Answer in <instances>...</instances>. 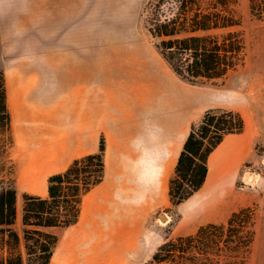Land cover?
<instances>
[{
    "label": "rangeland",
    "instance_id": "1",
    "mask_svg": "<svg viewBox=\"0 0 264 264\" xmlns=\"http://www.w3.org/2000/svg\"><path fill=\"white\" fill-rule=\"evenodd\" d=\"M148 2L0 0V68L6 74L10 110V84L16 77L26 84L30 82L29 78L35 79L33 96L42 102L46 84L49 88L56 85L58 92L53 102L61 106L67 92L70 60L95 56L101 58L102 64H111L117 71L135 60L148 61L180 89L196 93L197 113L193 123L199 122L210 108L240 111L246 119L247 132L252 134L243 160L232 171L227 169L226 174L213 171V180L225 179L221 186L206 184L200 193L182 205L172 206L167 200L164 206L150 209L138 237L134 233L128 234L126 241L131 242L129 249L132 250L147 242L148 251L143 256L133 257L134 262H130V255H127L126 264H140L148 260L167 238L193 233L209 222L226 221L232 212L247 206L255 209L257 219V236L248 264H264V20L252 15L250 0H239L238 11L247 41L244 64L224 79L192 84L172 70L157 48L156 39L146 26ZM30 64L33 66L29 68ZM131 91L134 97L146 93L136 84L132 85ZM11 100L14 102L13 98ZM25 109L24 106L16 107L12 115L14 146L11 157L15 162L14 179L18 191L14 228L20 233L23 231L24 194H47L48 177L53 171L42 169L45 159L28 165L31 158L43 157L40 153L45 149L46 128L43 127L46 119L45 108ZM38 113L42 118L39 120V138L35 135L30 140L25 132L30 134L36 129L34 125L32 128L24 127V124ZM48 123L51 124L50 120ZM251 173L257 175L254 182L248 178ZM121 226V223L114 224L115 228ZM125 226L127 231L134 227L133 224ZM54 230L59 232L61 229Z\"/></svg>",
    "mask_w": 264,
    "mask_h": 264
},
{
    "label": "crops",
    "instance_id": "2",
    "mask_svg": "<svg viewBox=\"0 0 264 264\" xmlns=\"http://www.w3.org/2000/svg\"><path fill=\"white\" fill-rule=\"evenodd\" d=\"M101 61L95 56L70 60L61 106L53 102L56 85L49 88L46 84L42 102L33 96L35 79L29 78L26 84L16 77L10 84L12 115L19 106L27 110L45 108L43 157L31 158L28 165L45 159L42 169H52L53 174L64 170L74 158L97 152L101 138L106 140L105 178L84 195L77 223L54 228H60L59 232L53 229L59 239L50 264H126L127 255L134 262L133 257L146 254L147 242L129 249L128 234L138 237L149 210L170 202V179L197 113L196 93L180 89L148 61L135 60L118 71ZM133 84L146 93L134 97ZM16 89L21 91L19 100ZM34 117L24 127H36ZM25 133L31 140L39 132ZM251 137L247 128L225 137L210 156L205 185L221 186L225 182L223 177L213 180V171L223 175L237 167ZM118 223L122 226L115 228ZM126 224L134 227L127 231Z\"/></svg>",
    "mask_w": 264,
    "mask_h": 264
},
{
    "label": "trees",
    "instance_id": "3",
    "mask_svg": "<svg viewBox=\"0 0 264 264\" xmlns=\"http://www.w3.org/2000/svg\"><path fill=\"white\" fill-rule=\"evenodd\" d=\"M239 0H149L146 26L172 70L192 84L216 82L244 64L247 41ZM254 17L264 20V0H250ZM246 119L232 108H210L192 124L170 179V202L180 205L206 183L212 152L231 133H243ZM12 113L6 74L0 68V264H50L58 235L53 229L80 219L84 195L106 174V140L97 152L74 158L48 177L46 195L26 192L23 231L14 228L18 191ZM255 209L232 212L189 234L167 238L142 264H248L257 236Z\"/></svg>",
    "mask_w": 264,
    "mask_h": 264
},
{
    "label": "bare ground",
    "instance_id": "4",
    "mask_svg": "<svg viewBox=\"0 0 264 264\" xmlns=\"http://www.w3.org/2000/svg\"><path fill=\"white\" fill-rule=\"evenodd\" d=\"M15 93H16V95H17V100H19V98H20V96H21V91H20V89H16L15 90ZM11 96H13V92H12V90L10 89V97ZM10 105L13 107V105H12V100H11V98H10ZM38 111V110H37ZM44 119V118H43ZM34 122H35V129L39 132L40 130V128H41V125H40V123H39V120H42V118H40V116H39V113H38V115L37 116H35L34 117ZM43 129H44V127H43ZM42 130V129H41ZM45 136V135H44ZM36 138H39V136L37 135L36 136ZM44 144H45V142H44ZM39 147H41V146H39ZM37 154V153H36ZM210 178H211V176H210ZM248 178L250 179V181H252V182H254L256 179H257V175H256V173H251V174H249L248 175ZM164 222H165V220H164Z\"/></svg>",
    "mask_w": 264,
    "mask_h": 264
}]
</instances>
